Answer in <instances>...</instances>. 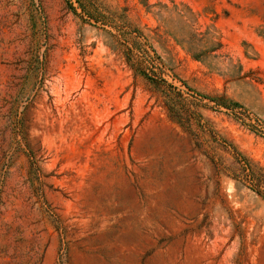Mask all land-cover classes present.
<instances>
[{
    "label": "rangeland",
    "instance_id": "rangeland-1",
    "mask_svg": "<svg viewBox=\"0 0 264 264\" xmlns=\"http://www.w3.org/2000/svg\"><path fill=\"white\" fill-rule=\"evenodd\" d=\"M84 1L0 0V264H264V0Z\"/></svg>",
    "mask_w": 264,
    "mask_h": 264
},
{
    "label": "trees",
    "instance_id": "trees-1",
    "mask_svg": "<svg viewBox=\"0 0 264 264\" xmlns=\"http://www.w3.org/2000/svg\"><path fill=\"white\" fill-rule=\"evenodd\" d=\"M82 13L86 15L88 19H93L94 21H99L98 18L94 16L95 11L92 10L89 3L84 0H76ZM93 2V1H92ZM95 5V2H93ZM145 3V2H143ZM131 33H136V30H132ZM138 35V34H136ZM137 38V37H134ZM131 68L151 80L154 84L159 85L157 81V76L153 70L146 71L145 66L140 63L137 64L131 60L129 62ZM164 82V80H162ZM165 83V82H164ZM181 97L182 100H176L175 96ZM185 100L179 91H175V87L171 85H166L165 88V100L163 105L167 112L168 117L174 122L178 123L181 128L186 131L188 134L195 138L197 146L200 147L198 142V132H196V127L194 124L195 114L192 110L185 107L181 101ZM199 127V125H198ZM201 130V129H200ZM214 141L227 150L233 159V163L236 164L234 167L230 168V172L227 173V176L236 182L240 183L242 186L249 188L259 197L264 200V169L257 164L253 163L250 159L245 157L241 152H239L236 147L229 141L222 139L220 142L215 138L216 135H212ZM201 149V148H200ZM211 161L215 163V167L219 166L217 160L214 161V157L211 156Z\"/></svg>",
    "mask_w": 264,
    "mask_h": 264
}]
</instances>
